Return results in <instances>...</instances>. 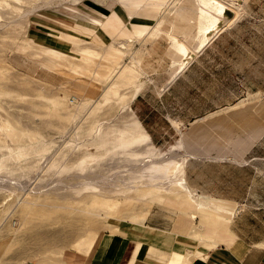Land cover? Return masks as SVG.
I'll return each mask as SVG.
<instances>
[{
    "label": "rangeland",
    "instance_id": "obj_1",
    "mask_svg": "<svg viewBox=\"0 0 264 264\" xmlns=\"http://www.w3.org/2000/svg\"><path fill=\"white\" fill-rule=\"evenodd\" d=\"M197 1L141 6L131 23L153 13L145 35L110 39L92 19L121 0H0V264H92L76 244L110 233L149 242L148 264H164L158 243L181 242L190 264L222 243L203 195L239 200L215 213L221 225L264 242V0H220L221 29L235 30L207 51L200 28L217 11L202 16ZM175 41L197 53L183 59ZM52 49L69 57L55 66ZM137 124L148 140L128 149ZM149 159L171 165V183L150 185ZM96 195L116 210L91 214Z\"/></svg>",
    "mask_w": 264,
    "mask_h": 264
},
{
    "label": "bare ground",
    "instance_id": "obj_2",
    "mask_svg": "<svg viewBox=\"0 0 264 264\" xmlns=\"http://www.w3.org/2000/svg\"><path fill=\"white\" fill-rule=\"evenodd\" d=\"M136 2L137 1H135L134 4H136ZM166 2H167V0H139L138 3L136 4V6L141 7V6L150 4V5H155L156 8H160L162 6H165ZM197 2L200 5V15H202V16H206V15L208 16L209 15L208 13L211 12V10L217 11L215 16H213V19L212 20L209 19L207 21L206 25L200 28L201 29L200 30L201 39H200V43H199V48H203L206 45L207 41L211 40V37H213L212 36L213 33L217 32V31L219 32V30L221 29V26H222V25H220L221 24L220 23L221 17L225 18V20H226V18H227V7L220 0H198ZM122 3L127 4L126 0H124L123 2H121V7L123 5ZM208 8H210V9H208ZM122 10L116 9L114 11H110V14L100 13L97 18L92 19V25H93L94 29H100L101 31L99 30V32L102 33V35H104L106 38H110V39H115L116 37H124L125 38L126 36H124V35H130L129 38L134 37L136 39L142 37V33L144 32V28L133 27V23H131L133 21V19H130L126 15L125 11H122ZM26 13L27 12H25V14ZM128 25H131V26L127 27ZM158 29H160V27L156 28L152 35H156L157 32H159ZM94 34L96 35L95 37L97 38V40L99 42L103 43L102 42L103 38L99 34L95 33V30H94ZM62 37L64 38L65 36H62ZM67 39H69L70 41H75V36L73 35ZM174 39H176V38L174 37ZM174 44L177 45L178 43L175 41ZM180 48H181L182 52L184 53L183 59L186 56L189 57V55H193V53L189 50V48L184 43H181ZM181 50L178 48V51L181 52ZM80 52L84 56L91 57V58H93V56L96 55L95 50L91 49V48H86V49L84 48V49L80 50ZM67 57H69L67 54H65V53H63L57 49H52V52H51L48 60L53 65L60 66L61 62L63 61V58H67ZM73 69L76 72H80V71L83 72V69H80L79 67L73 68ZM130 72H133V70H131ZM125 76L126 75H124L123 77H125ZM128 76L129 75H127L126 77H128ZM128 78H130V77H128ZM135 128H136L135 131H131V130L130 131L129 130L124 131L123 145L128 149L129 148L132 149V148L138 146L139 144H142L144 141L148 140L147 134H145L143 132L142 127L139 124H137L135 126ZM144 164L147 166L148 173H149L151 179L153 181H157V182L152 183L150 185L158 186L160 183H162V181L163 182L168 181V183L169 182L171 183V177L174 176L175 171L173 170V168H171L170 164L163 165V164H160L156 160H150V159L146 160L144 162ZM96 175H98V174H96ZM111 177L109 179H111ZM95 180H92V181H95ZM87 181L89 182L91 180H87ZM92 181H91V183H92ZM83 182H81V183H83ZM65 185H67V184H65ZM68 185H70V184H68ZM70 186H72V183ZM59 187H61V186H59ZM38 191H39V189H38ZM190 198L198 203V200L194 199V197H190ZM199 203L203 206V209H205L206 211H212L214 213H217L218 215H221L225 209H229L230 211L233 212L231 207H229V205H226L225 202H212L208 198L201 197L199 200ZM116 206H117V204L115 202H111L110 200H104V199L99 200L97 198V195H96V198L93 201V210L92 211L89 210V211L91 214H95V213H97L98 207L110 208L111 210H116ZM135 216H139V215H135ZM139 220H137V221H139ZM222 220L225 221V222H222V225H224V226H220V227H224V228H217L216 230H210L211 235L219 238V239L213 240L214 244H217L218 242H225V241L229 242V241H232L234 239V236L232 235V233L230 231H228V229H227L228 220L230 221V218L229 217L223 218ZM96 241L97 240H96V237L94 236V234L91 238H90V236L89 237L84 236L76 244V247L79 250H83L88 254L94 248ZM140 245H141V243L139 242L137 244L136 251L139 249ZM200 254H201V252L196 253V255H200ZM161 261H163L165 264H183V263H185V260L180 262V263H179V261H175V260L170 261L168 258V255H166V254L163 255V257L161 258Z\"/></svg>",
    "mask_w": 264,
    "mask_h": 264
},
{
    "label": "crops",
    "instance_id": "obj_3",
    "mask_svg": "<svg viewBox=\"0 0 264 264\" xmlns=\"http://www.w3.org/2000/svg\"><path fill=\"white\" fill-rule=\"evenodd\" d=\"M124 0H121L123 2ZM128 4L133 3V1H126ZM135 9H132L130 11L125 10L126 15L130 19H137L136 15H138L139 7L136 6V4H132ZM124 6V5H122ZM110 14V13H109ZM148 17H145L141 21H144V26H140L139 28H144V32L142 33V36L145 35L147 32V25L151 22L152 18L151 16L153 13L148 14ZM163 22H159L161 24ZM239 21H237V24ZM159 26V25H158ZM158 26H154V29L150 32V35L153 34L154 30L156 28H159ZM235 30V27H228V28H222L214 33L212 36V41L208 43L210 40L207 41L206 47L204 46L203 50H209L210 46L220 42L224 37L230 35ZM196 35V33H188L190 35V38L192 35ZM173 49L175 52H177L178 48L173 43ZM189 50L192 52L197 53V49H192L189 47ZM200 54L196 59L201 58L203 56L204 52ZM195 61H193L191 65L194 64ZM202 197L208 198L212 202H225L226 205L230 203H238L239 200H234L230 198H224V199H217L213 197H206L203 195ZM192 202L197 203L193 199H190ZM200 210L205 212V222L206 224L213 228H224L220 227L221 225V219L218 215H216L212 211H206L205 209L201 208ZM192 216V220H193ZM196 218V217H195ZM194 218V219H195ZM214 220V221H211ZM224 226V225H221ZM228 229V228H227ZM100 240V239H99ZM96 241V244L92 251L88 253L87 255H92L91 263L92 264H148L151 260V244L143 239H139L136 237H130L125 236L122 234H116V233H110L105 234L103 238ZM141 243L139 249L136 251V247L138 243ZM181 242L175 241L172 245V247H161V245L158 243V251L163 252L166 255H171L174 253L175 255V261L182 262V257L176 255V253H182V247ZM231 246V247H230ZM191 253V252H189ZM187 254V253H186ZM185 254V255H186ZM161 261V260H160ZM164 263V262H163ZM165 264V263H164ZM190 264H264V242H254L249 243L245 239L237 236V238H234L232 241L229 242H222L219 245H216L213 249H208L206 253H201L200 255H196V258L190 263Z\"/></svg>",
    "mask_w": 264,
    "mask_h": 264
},
{
    "label": "built area",
    "instance_id": "obj_4",
    "mask_svg": "<svg viewBox=\"0 0 264 264\" xmlns=\"http://www.w3.org/2000/svg\"><path fill=\"white\" fill-rule=\"evenodd\" d=\"M73 101H75V99H73Z\"/></svg>",
    "mask_w": 264,
    "mask_h": 264
},
{
    "label": "water",
    "instance_id": "obj_5",
    "mask_svg": "<svg viewBox=\"0 0 264 264\" xmlns=\"http://www.w3.org/2000/svg\"><path fill=\"white\" fill-rule=\"evenodd\" d=\"M228 14V13H227Z\"/></svg>",
    "mask_w": 264,
    "mask_h": 264
}]
</instances>
